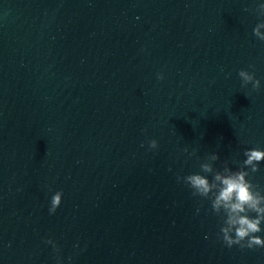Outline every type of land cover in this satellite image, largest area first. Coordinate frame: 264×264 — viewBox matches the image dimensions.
I'll list each match as a JSON object with an SVG mask.
<instances>
[{"label":"clouds","instance_id":"clouds-1","mask_svg":"<svg viewBox=\"0 0 264 264\" xmlns=\"http://www.w3.org/2000/svg\"><path fill=\"white\" fill-rule=\"evenodd\" d=\"M252 11L260 17H264V3L259 4ZM261 28H264V21L256 24L253 35L264 42V32L260 31ZM238 75L243 86L246 87L251 83L253 90L260 89V80L255 77L254 71L249 72L241 69ZM158 79H163V76L159 75ZM149 147L156 149L158 142L155 139L150 140ZM244 156L246 159L240 169L236 171L227 167L223 168L222 171L214 170L212 164L201 163V172L211 174V180L208 179L207 175L199 173L177 179H183L184 184L192 190L193 196L209 199L211 209L217 215L223 212L220 233L223 242L228 247L239 245L240 248H264V238L257 235V233L264 231L261 228V224L264 223V194L248 179L251 173L259 171V164L264 161V150L259 148L248 149L244 152ZM209 159L216 161L219 156L212 154ZM62 195V192L57 191L51 197L50 213H55L61 204ZM253 213L255 215H252ZM46 242L53 244L54 248L56 247L52 240Z\"/></svg>","mask_w":264,"mask_h":264}]
</instances>
